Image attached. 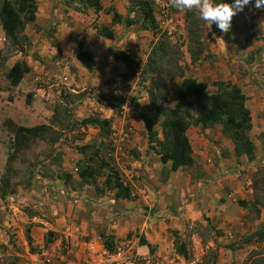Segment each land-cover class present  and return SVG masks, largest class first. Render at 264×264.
Listing matches in <instances>:
<instances>
[{"label": "crops", "instance_id": "1", "mask_svg": "<svg viewBox=\"0 0 264 264\" xmlns=\"http://www.w3.org/2000/svg\"><path fill=\"white\" fill-rule=\"evenodd\" d=\"M130 1L100 0L103 8L111 7L123 17ZM36 4L35 22L25 28L34 59L24 60L29 72L13 88V100L24 99L25 93H37L51 101L52 86L44 90L36 87V82L45 85L60 82L70 85L67 89L74 93L84 87L98 93L93 111L100 119L109 120V131L130 129L129 138L116 157L107 156L108 148L105 155L102 150V156L119 171L136 198L117 199L113 192L97 193L93 186L78 185L75 168L69 171L73 185H64L59 179L40 178L26 194L14 195L12 201L8 197L1 201L4 207L0 208V264H41L46 260L52 264H98L102 253L113 251L114 245L124 239H132L134 252L144 258L159 256L182 262L174 245L177 238L184 242L179 236L184 223L201 219V214L211 211L210 205L218 204L221 198L227 202L236 199L243 193L249 173L264 166V11L251 8L246 12L247 27L240 34L234 35L232 29L228 35L207 24V36L193 44L200 52L186 51L185 64L181 63L185 77L202 83L208 94L217 92L216 85L238 86L246 96L252 119L250 138L255 152L250 161L245 156L235 158L233 144L222 135L220 125L191 126L187 130L192 157L203 171L196 183L191 169L170 171V163H161L159 156L148 150L140 115L155 118V113L146 108V84L140 83L146 61L144 58L140 61L138 56L148 51L150 41L155 42L159 35L129 30L121 36L123 29L135 25L112 26L111 15L95 13L91 8L88 14L92 19L83 16V12H75L71 0H36ZM94 25L110 27L114 41L100 37ZM4 41L0 26V49ZM79 43L97 60L96 70L89 72L77 60ZM113 48L128 53L134 60L137 73L129 80L121 78L125 66L109 54ZM21 58V53L15 51L12 63ZM63 77H66L64 82ZM116 80L120 81V87L113 89ZM181 81V78L173 81L166 107L175 105ZM6 97L3 96L5 100ZM5 102L8 106L2 120L10 119L24 127L46 124L38 106L29 105L28 109L13 112L10 102ZM160 121L156 119L157 132ZM158 138L162 139L161 130ZM163 169L167 173L165 180L161 176ZM25 206L28 213L22 210ZM233 219L236 218L227 216L228 221ZM141 239L151 245L152 251L139 243ZM107 240L110 250L105 247Z\"/></svg>", "mask_w": 264, "mask_h": 264}, {"label": "trees", "instance_id": "2", "mask_svg": "<svg viewBox=\"0 0 264 264\" xmlns=\"http://www.w3.org/2000/svg\"><path fill=\"white\" fill-rule=\"evenodd\" d=\"M215 2H224V0H215ZM89 8L93 9L95 13L103 12L111 15L112 26L120 23H123L125 28L139 25L140 30L152 31L155 35L157 34L158 25L154 14L153 0H131L124 17L111 7L103 8L100 0H82L81 7H77L75 10L83 11ZM36 13V0H0L1 29L6 42L14 47L18 53L23 54L30 46L25 28L28 24L35 22ZM194 13L192 10L185 12L187 18L193 16ZM131 14L134 16L131 17ZM213 25L216 27V24ZM93 29L100 37L114 41L113 30L110 27L94 25ZM197 40L199 39L189 34V53L195 48H197V52H200L198 47H193V43L195 44ZM109 54L124 64L125 72L121 75L123 80H129L135 76L137 68L128 53L113 48ZM191 58L192 61L196 59L194 55H191ZM77 60L89 72L98 67V62L93 54L84 50L81 43L77 48ZM28 72L27 64L24 61H19L7 70L5 77L10 87L14 88L19 85ZM177 78L182 79L177 91V101L172 108H168L166 107L167 98L171 93V85ZM140 83L146 84L147 111L155 113V118L146 114L140 115L147 134L148 150L159 156L161 163H170V171L192 169L197 178L203 176L201 167L195 163L192 157V149L186 135L191 126L210 128L214 125H220L222 135L233 144L235 158L245 156L249 161L253 160L255 147L250 138L252 119L246 106V96L238 86L230 83L216 85L217 92L208 94L202 83L197 82L192 77H185V69L180 64L179 47L171 42L166 35L160 34L152 44L141 71ZM26 103L27 105L31 103L29 96H27ZM71 111L66 104L64 108L55 107L49 124L33 127L17 125L10 119L2 123L3 129L11 135L12 140L8 152L7 171L0 172V201H5L8 196L15 195V189L8 174V167L10 168L16 161V157L30 149L36 141L44 142L48 148L44 159L34 166L40 165L45 169L52 166L56 169L55 172L48 175H41L42 178L59 179L64 185H73V176L62 169L61 154L55 152L54 146L60 142L64 130L73 131L76 127L96 128L100 133L107 136L109 134V120L100 119L97 116L81 120L69 119ZM157 118L161 119V140L158 138L157 130H155ZM55 124L58 125L57 128ZM75 149L81 156L75 165L78 185L93 186L97 193L113 192L117 199L134 200L136 198L131 188L122 181L119 171L102 156V150L105 148L101 146V143L98 145L93 143L79 145ZM262 172H264V166L256 171V173ZM166 175V170L163 169L161 173L163 180H165ZM98 180L101 181L100 186L97 185ZM237 203L243 209L252 211L256 208L259 200L255 196L251 202L239 200ZM256 235L258 237L256 241H264L263 231L254 233L252 237ZM139 243L147 245L152 251L151 245L146 241L141 239ZM105 247L110 250L109 240L105 242ZM174 248L179 256L188 258L185 242H179L177 238Z\"/></svg>", "mask_w": 264, "mask_h": 264}, {"label": "rangeland", "instance_id": "3", "mask_svg": "<svg viewBox=\"0 0 264 264\" xmlns=\"http://www.w3.org/2000/svg\"><path fill=\"white\" fill-rule=\"evenodd\" d=\"M73 9L81 7L82 0H71ZM154 2V14L158 25L157 34L166 35L164 31L165 26H168L172 32V37L167 38L179 47L180 52V64H185L186 51L188 52L189 34L192 37L201 38L206 37L205 30L207 29V23L200 19L199 11L193 9L194 15L189 18L186 17L185 12L191 10L180 11L171 7L169 0H153ZM224 3L232 4L234 0H224ZM254 3V0H253ZM251 5L246 6L245 9L238 13L232 20L230 30L234 29L235 34L243 32L244 27H247V19L245 13L251 10ZM75 11V10H74ZM77 12V11H75ZM83 16L90 17L88 14L89 9L83 11ZM78 12V13H81ZM133 17L134 14H131ZM33 28V25H31ZM216 28H218L216 26ZM129 30L134 32H142L139 29V25L133 26L132 29H123L121 36H125ZM246 30V29H245ZM146 34H154L152 31L145 32ZM232 33V32H231ZM228 32V35L231 34ZM156 34V35H157ZM155 35V34H154ZM154 40L150 41V48ZM194 44V43H193ZM193 48V47H192ZM195 48V47H194ZM197 48H195L196 50ZM148 51L141 52L138 56L146 61ZM13 56H15V48L9 45L7 42H3L0 49V172L7 171V159L10 142L12 140L11 135L2 127L4 112L8 104L6 100L10 102L11 111H23L28 109L26 99L30 97V106H38L41 110V117L46 124H49L52 119L55 107L64 108L65 104L72 110L69 119L81 120L86 117L96 116L93 111L95 108L96 97L98 93H94L88 88H82L77 93L68 91V86L60 82H49L48 85L44 83H37L36 87L46 89L51 87L52 99L46 100L37 93H25L24 99L13 100L11 92L13 87H10L6 80L5 74L11 64L13 65ZM19 61H24L27 57H31L33 60V53L27 48L26 51L21 54ZM36 60V58H35ZM25 62V61H24ZM184 69V65H181ZM115 73L119 75L118 69L115 66ZM53 78V77H52ZM56 78V77H55ZM81 79L84 76L80 77ZM52 80V79H51ZM41 85V87L39 86ZM120 87V81L113 82V89ZM10 92V93H8ZM5 94V95H3ZM36 94V97H33ZM3 96H7L6 100ZM115 102L113 101V104ZM61 110V109H60ZM68 123V122H67ZM66 123V124H67ZM56 128L58 127L55 124ZM156 128L160 131L159 126ZM158 131V132H159ZM109 134L100 133L98 129L92 127H76L73 131L64 130L62 138L59 143L54 146L56 153L61 154L62 169L66 172L73 171L76 163L81 159V156L76 151V146L84 144H100L105 148L104 155L107 149ZM100 142V143H99ZM47 145L44 142H34L30 149L20 153L16 157V161L8 167V174L10 176L11 184L15 189L16 196H22L26 194L28 190L33 187V184H37L43 175H48L51 172H55L54 167L45 169L40 165H36L38 162L44 159L47 153ZM42 175V176H41ZM191 176L194 177L197 183V177L194 170L191 169ZM44 179V178H43ZM192 179V180H194ZM100 180L97 181V185L100 186ZM256 184V185H255ZM24 192V193H23ZM255 196L258 198L259 203L256 204V208L252 211H247L238 205L239 200L253 201ZM9 198V196H8ZM228 203V204H226ZM198 210L202 209L201 203H197ZM4 205L0 201V208ZM211 211L201 214V219L189 220L184 223L183 228L179 231L180 237L186 243L188 251V258L183 257L182 261L185 263L196 262L197 264H264V241H256L257 235L252 237L257 232H264V172L256 173L251 172L247 176V181L243 185V193L237 196L234 200L221 198L218 204L210 205ZM7 210V209H6ZM28 213V207H22ZM211 214V215H210ZM216 214H219L216 216ZM220 216V217H219ZM227 216H233L236 219L227 220ZM181 264V261H178Z\"/></svg>", "mask_w": 264, "mask_h": 264}, {"label": "built area", "instance_id": "4", "mask_svg": "<svg viewBox=\"0 0 264 264\" xmlns=\"http://www.w3.org/2000/svg\"><path fill=\"white\" fill-rule=\"evenodd\" d=\"M164 31H166V35L168 37H172V32L168 26H165ZM62 81H66V77L61 78ZM130 134V129H112L109 131V142L107 156L108 157H116L118 153L122 151L123 145L127 142ZM12 201V196L9 197ZM181 211V208L177 210ZM134 242L132 239H124L118 241L114 245L113 251H105L99 256L98 264H179V260L176 258H167L166 260L162 259L159 256H148L144 258L141 255H138L134 252L133 249ZM41 264H52L51 261L46 260L41 262ZM74 264V263H67ZM181 264H197L196 262H188L185 263L182 261Z\"/></svg>", "mask_w": 264, "mask_h": 264}, {"label": "clouds", "instance_id": "5", "mask_svg": "<svg viewBox=\"0 0 264 264\" xmlns=\"http://www.w3.org/2000/svg\"><path fill=\"white\" fill-rule=\"evenodd\" d=\"M171 7L180 11H199L200 19L205 21L210 27L216 24L219 30L227 33L232 24L233 18L242 12L246 6L264 11V0H234V3H216L215 0H169Z\"/></svg>", "mask_w": 264, "mask_h": 264}]
</instances>
